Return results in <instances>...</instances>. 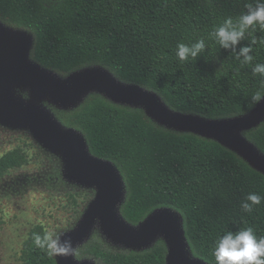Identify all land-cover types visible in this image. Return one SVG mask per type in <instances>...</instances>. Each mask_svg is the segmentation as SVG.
Listing matches in <instances>:
<instances>
[{
    "label": "trees",
    "instance_id": "obj_1",
    "mask_svg": "<svg viewBox=\"0 0 264 264\" xmlns=\"http://www.w3.org/2000/svg\"><path fill=\"white\" fill-rule=\"evenodd\" d=\"M255 3L0 0V22L30 34V60L58 76L101 68L122 84L157 94L173 112L222 121L255 108L248 101L260 87L261 77L252 69L264 63V30L256 24L246 32L240 46L250 45L254 59L243 65L211 33L228 18L235 23ZM201 38L206 48L197 58H177L178 43ZM53 112L64 128L85 138L93 156L119 171L125 185L119 211L128 224L137 227L155 211H175L182 217L191 255L207 264H216L215 241L228 231L252 227L258 237L264 236V200L251 213L241 209L248 194L264 197V174L235 151L216 140L166 128L142 108L99 93L89 94L75 108ZM243 133L264 154V121ZM32 162L27 146L16 147L0 157V179ZM94 195V190L68 193L66 205L75 222ZM45 231L42 225L30 231L22 250L24 264H58L31 239L32 233ZM167 254L161 238L142 251L110 249L95 237L76 249L78 257L100 264H166Z\"/></svg>",
    "mask_w": 264,
    "mask_h": 264
},
{
    "label": "water",
    "instance_id": "obj_2",
    "mask_svg": "<svg viewBox=\"0 0 264 264\" xmlns=\"http://www.w3.org/2000/svg\"><path fill=\"white\" fill-rule=\"evenodd\" d=\"M8 28L0 22V120L7 125L31 128L36 138L47 148L63 153L68 180L98 188L77 228L65 233L62 239H71L76 248L86 241L90 231L99 222L108 239L127 250L148 249L162 234L168 247L166 264H207L191 255L182 217L175 211H155L137 227L128 224L119 211L125 196V185L114 164L93 156L79 132L64 128L46 111L11 100L8 89L13 82L18 81L34 95L47 96L69 109L77 107L85 94L100 92L115 103L142 108L147 116L166 128L216 140L263 174L264 154L241 132L253 129L264 121V101L247 115L213 121L173 112L157 94L137 85L122 84L101 68L75 73L68 77L66 85L61 86L57 81L58 75L30 60L32 36L25 31L16 35ZM55 257L58 264L97 263L88 259L79 263L72 255Z\"/></svg>",
    "mask_w": 264,
    "mask_h": 264
},
{
    "label": "rangeland",
    "instance_id": "obj_3",
    "mask_svg": "<svg viewBox=\"0 0 264 264\" xmlns=\"http://www.w3.org/2000/svg\"><path fill=\"white\" fill-rule=\"evenodd\" d=\"M8 27V30L16 35L24 32L16 27ZM57 81L64 86L68 82V76H59ZM18 90L23 95L18 94ZM7 93L11 100L40 108L52 118H55L53 111L69 109L68 106H62L47 96L34 95L18 81L10 85ZM88 95L85 94L84 98ZM21 146L30 149L32 164L14 170L0 179V264H24L22 260L24 243L30 231L37 225L57 233L74 231L95 195L82 210L81 218L75 222V215L70 213L66 205L68 193L75 189L94 190L95 194L98 191L97 186H87L68 180L63 153L47 148L36 138L31 128L7 125L0 120V157ZM59 162L62 176L58 169ZM94 237L104 240L110 249H127L109 240L100 223H96L86 241L77 248H83V245ZM160 238L165 237L160 234L156 240ZM75 260L81 263L87 259L78 257L75 253Z\"/></svg>",
    "mask_w": 264,
    "mask_h": 264
},
{
    "label": "clouds",
    "instance_id": "obj_4",
    "mask_svg": "<svg viewBox=\"0 0 264 264\" xmlns=\"http://www.w3.org/2000/svg\"><path fill=\"white\" fill-rule=\"evenodd\" d=\"M246 7L247 12L235 23L232 18H228L211 33L221 48L236 53V59L240 60L242 65L250 64L254 59L250 45L240 46L246 32L256 24L264 30V0H256L255 6L249 4ZM256 42L251 41L252 44ZM205 48V41L202 38L191 44L181 42L176 46V56L180 61L195 59ZM252 71L261 77L259 89L248 101L250 107H256L264 101V63H256ZM18 94L23 95L19 90ZM241 135H244L243 131ZM262 200L264 197L259 194L250 193L241 203V209L251 213L254 206L260 205ZM63 235L64 233L54 231L34 232L31 239L36 247L45 250L49 256H75L77 247H73L71 239H62ZM213 256L216 264H264V236L258 237L252 227L242 228L236 232L228 231L215 241Z\"/></svg>",
    "mask_w": 264,
    "mask_h": 264
}]
</instances>
